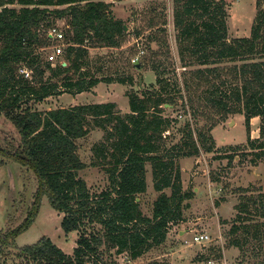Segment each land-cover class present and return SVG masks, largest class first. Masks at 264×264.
Returning <instances> with one entry per match:
<instances>
[{"label":"trees","instance_id":"1","mask_svg":"<svg viewBox=\"0 0 264 264\" xmlns=\"http://www.w3.org/2000/svg\"><path fill=\"white\" fill-rule=\"evenodd\" d=\"M14 2L21 7L9 6ZM111 6L106 0H0V113L17 131V137L6 134L0 140V164L14 159L30 169L36 180L24 218L16 226L0 230V252L13 250L25 264H87L93 255L100 258L102 246L135 259L165 241L168 223L183 219L184 201L191 197L182 189L179 168L167 158L170 152L165 148L163 132L170 119L161 115V105L174 104V99L164 95L165 81L158 72L159 88L127 93L129 111L125 113L118 111L113 101L44 111L29 104L62 92L80 93L100 81L126 82L121 77L96 76L88 67L89 47H118L123 40L124 23L111 15ZM225 6V0H173L180 60L186 66L190 57L198 65L190 69L183 86L195 116L205 115L204 111H209V118L213 113H242L247 130L251 118L258 116L260 136L251 140L248 135V144L254 157L264 161V10L256 13L249 36L228 39ZM55 19H63L67 26L63 30L67 43L64 65H51L40 50L51 43L46 33ZM238 60L242 62L226 65ZM20 69L28 70L30 76L25 77ZM94 127L106 131L104 140L93 146L99 158L95 162L108 175V188L98 193L91 192L78 176L87 164L80 159L76 140ZM211 128L197 132V140L207 152L214 147ZM198 153L188 129L175 154ZM147 162L154 188L160 192L153 201L151 216L142 213L136 200L146 190ZM166 188L170 193L164 191ZM43 197L62 214L64 233L80 234L71 254L48 236L22 246L14 242L15 236L35 220ZM236 207L239 220L247 206ZM97 224V230L87 232ZM237 227L233 224L231 232ZM241 227L247 238L264 241L262 223H244ZM231 243L241 244L236 237ZM107 257L106 264H134L113 263L109 253ZM143 264L165 263L151 260Z\"/></svg>","mask_w":264,"mask_h":264},{"label":"rangeland","instance_id":"2","mask_svg":"<svg viewBox=\"0 0 264 264\" xmlns=\"http://www.w3.org/2000/svg\"><path fill=\"white\" fill-rule=\"evenodd\" d=\"M106 1L112 3L111 15L126 26L124 37L118 47H89L88 67L96 76L121 77L126 82L100 81L80 93L62 92L29 104L34 109L44 111L75 104L113 101L116 109L125 113L129 111L127 93L131 89L159 88L156 82L158 72L165 81L164 95L174 99V104L166 102L161 105V115L170 119L168 129L163 132L165 148L170 152L167 158H172L179 168L182 189L190 192L191 197L184 201L187 206L182 211L183 219L168 223L166 239L162 244L135 259L126 253L115 254L114 249L102 246L99 249L100 258L93 255L87 264H106L109 262L108 253L113 263L127 261L143 264L160 260L165 264H264V241L247 238L241 227L244 223L256 222L264 227V161L254 157V150L248 144V135L251 140L260 136V118L252 117L247 130L242 113L222 116L213 113L210 118L207 114L209 111H204L205 115H194L183 81L190 69L198 65L191 62L190 57L186 60L190 64L186 66L180 60L177 31L173 23V0ZM225 1L228 39L249 36L256 13L264 10V0ZM9 6L21 7L17 2ZM54 22L60 29L67 28L63 19H55ZM45 47L40 49L42 57L48 52ZM140 51L143 53L139 60L132 62ZM256 59L260 58L253 60ZM241 62L238 60L226 65ZM193 90L192 86L191 94ZM213 121L215 124L211 126ZM207 127H212L209 130L214 143L211 152L205 151L197 140L198 130ZM188 129L192 131L199 153L176 155ZM6 134L17 137L15 128L0 113V140ZM105 135V130L94 127L85 137L76 140L80 159L87 164L78 171V176L86 181L91 192L98 193L108 188V175L95 162L99 158L93 150V146L103 141ZM32 173L14 159H5L0 164V230L6 226H16L24 218L36 188ZM164 191L170 193V188ZM159 193L153 185L151 164L147 162L146 190L138 197L144 215H152V204ZM238 204L246 205L247 210L241 212L243 218L236 220ZM61 216L43 197L35 220L15 236V244H32L42 236H48L71 254L80 234L78 231L64 233L60 226ZM235 223L239 227L231 232ZM98 228V224L94 228L88 227L87 232ZM198 232L207 233L209 238L195 241L193 236ZM235 237L240 241V246L231 243ZM12 251L5 249L0 252V264H25V260L15 257Z\"/></svg>","mask_w":264,"mask_h":264},{"label":"built area","instance_id":"3","mask_svg":"<svg viewBox=\"0 0 264 264\" xmlns=\"http://www.w3.org/2000/svg\"><path fill=\"white\" fill-rule=\"evenodd\" d=\"M46 34L50 38L51 43L44 48L46 50L48 49V52L45 53V60L50 62L51 65H55L57 63L64 64L65 62L63 60V53L67 43H65L64 41L63 29H60L57 26L53 25L47 30ZM142 53L143 51H140L139 54H137L132 59V62L138 61ZM20 72L23 73L25 77L30 76L29 71L26 69H20ZM193 238L195 241L201 242L208 239L209 235L204 232L203 233L198 232L193 236Z\"/></svg>","mask_w":264,"mask_h":264},{"label":"water","instance_id":"4","mask_svg":"<svg viewBox=\"0 0 264 264\" xmlns=\"http://www.w3.org/2000/svg\"><path fill=\"white\" fill-rule=\"evenodd\" d=\"M125 27H126V26H124V29H125ZM136 65H137V66H139V64H138V63H137ZM136 200H138V197L136 198Z\"/></svg>","mask_w":264,"mask_h":264}]
</instances>
